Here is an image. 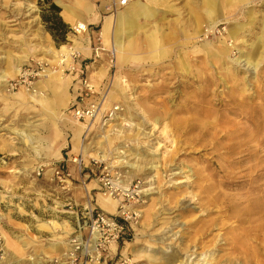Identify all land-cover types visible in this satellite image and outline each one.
<instances>
[{"label": "rangeland", "instance_id": "rangeland-1", "mask_svg": "<svg viewBox=\"0 0 264 264\" xmlns=\"http://www.w3.org/2000/svg\"><path fill=\"white\" fill-rule=\"evenodd\" d=\"M90 1L102 22L88 29L96 34L92 58L87 60L89 76L99 92L106 91L104 107L119 104L122 112L106 125L101 116L90 127L85 125L92 129L83 136L88 143L85 162L97 158L103 163L100 167L85 164L83 172L78 168L80 176L71 174V182L65 186L48 171L38 175L41 164L32 171L27 167L38 144L23 139L21 131L32 138L50 134L49 127L42 125L45 117L40 104L12 95L21 88L11 91L0 84V233L12 242L10 251L18 258L24 254L26 242L20 236L32 242L26 254L65 252L75 222L86 220L87 208L103 210L97 201L101 194L111 193L106 181L119 179L130 183L126 203L137 216L127 220L126 236L101 264H120L125 259L130 264H162L161 255L178 256L175 264H264V222L257 220L258 215L243 213L249 220L238 222L239 214L225 207L248 195L244 180L249 177L243 169L259 158L226 162L215 155L214 148L205 151L182 121L186 117L206 121L210 109L208 125L212 127L218 100L226 97L225 103L241 113L228 114L238 127L248 125L250 119L256 124L250 126L252 131L262 129L259 138H264V0H215V12L210 16L203 0H153L156 21L140 18L142 27L135 35L140 48L120 63L113 54L114 39L110 37L106 43L101 34L105 17L118 9L116 0ZM52 4L62 6L59 0H0V76L36 62L50 67V59L56 57L54 50L73 46L69 38L73 28ZM59 21L66 27L64 35ZM157 24L167 50L153 55L145 33ZM230 30L236 32L234 36ZM224 48L225 53H220ZM247 55L252 62L262 60L257 67L249 65L243 59ZM66 67L60 61L52 69L62 71L66 79L72 75L65 72ZM99 69L105 70L103 77L97 75ZM119 74L126 75L127 89L123 96L108 97ZM40 91L52 93L48 86ZM71 116L69 127L76 120ZM58 119L61 127L66 126L62 117ZM164 125L170 139L160 135ZM210 138L209 134L203 141ZM7 146H12V153L6 151ZM111 197L121 199L117 194ZM52 221L65 223L67 228L52 231L47 225Z\"/></svg>", "mask_w": 264, "mask_h": 264}, {"label": "bare ground", "instance_id": "bare-ground-1", "mask_svg": "<svg viewBox=\"0 0 264 264\" xmlns=\"http://www.w3.org/2000/svg\"><path fill=\"white\" fill-rule=\"evenodd\" d=\"M71 1L73 2V4H68L65 2L62 3V1L59 0V2L63 5L62 13L64 18L71 23L74 30L76 29V32L79 33L75 35L71 33V37L75 40L76 46L78 48L76 46L74 47L81 53H87L89 50V43L86 45L83 44L82 37L88 32L89 18L90 15L93 14L92 3H90L89 0ZM117 1L118 0H116V3ZM202 2L205 5L207 15H212L213 12H215V0H203ZM117 8L118 9L115 13L106 17L101 30V34L106 43H108L110 37L114 39L113 54L114 56H116L118 62L120 63L128 61L132 57L131 53L137 51L140 48V43L137 42L135 37L137 30L142 27L139 22L140 18L148 21V23H154L156 21L155 17L157 14L153 0H130L129 4L123 7L122 9H120L119 6H117ZM232 31L233 30H230L229 33L234 36L236 32ZM161 35L162 28L159 24L153 26L151 30H149V32L145 33V36L149 39V43L151 44L150 48L152 50L153 55L164 54L167 50L166 48H163L161 44ZM54 51L56 57H54V59H50V63L52 66L59 63L60 61H63V56L66 54V52H69V46L62 45L61 49ZM219 51L220 53H225L226 49L224 48ZM57 54H59V56H57ZM135 56L136 58L139 57V55ZM8 58L10 59L11 57L8 56ZM250 58L251 55H247L246 58L243 57L246 63H248L249 65H255L256 67L260 64L262 60L261 58L258 59L256 62H252ZM52 66L46 68L41 74V77L43 78L39 81V83H37V88H39V91L38 89H36L37 92H27L24 88H21L19 91L13 92L12 95L22 101H25L26 103L29 101V99L33 102L40 103L44 107L42 115H44L45 119L43 120L49 121L52 124H54L55 122L56 124V119H58L62 115H64L62 117L68 119V121L72 119L69 116H66L63 111L68 108V104L69 101L72 99V96L67 92L68 82L63 80V72L54 71L52 69ZM21 69L22 67L17 66L12 73L7 72L4 75H1L0 84L2 86H5V89H7L10 85V80L16 78V75L21 72ZM96 73L97 75H99V77H103L105 74V70L99 69ZM126 81V75H117L113 82L114 89L113 91H111V93L108 94V97L111 96L113 98L115 93L119 94L120 96H123L127 89ZM45 86H50L51 90L54 91L53 96L44 95L41 93L40 88H43ZM225 99L226 97H220L218 100V102L220 103V107L218 109V115L214 119L215 125L209 127L208 117H211V110L207 109V113L205 114L206 121H204L203 119L200 121L193 122L194 120L190 117L182 119V121H185L184 123L186 124L184 126V129L186 130V132H188V134L193 133L196 136V142L198 144L201 143L205 151H209V149L214 148L215 155L221 157L226 162H232L237 159L239 160V163H243L245 161L253 160L257 157L259 158V161L257 163L250 165L246 169H243V171L247 172L244 176L249 177L248 179L244 180V184H247L246 186H249L248 195H243L242 197H240L237 203L232 202L234 204L233 206L226 204L225 207L227 211L233 212V214H239L236 217L238 222H241L242 220H249V218H243L242 213L244 215H258L257 220H259V222H264V147L261 148L262 144L264 143V138L263 136L262 138H259L263 134L262 129H259L257 133H254L250 126L256 124H254L250 119H248V125H245L242 128L238 127V124H236L233 119L229 117L228 114L232 113L235 116H239L241 115V113L232 108L233 106L230 107V105L225 103ZM232 100L234 99L232 98ZM104 109L107 108L104 107ZM224 110L228 111L226 112L227 114L224 113ZM214 114L215 113L212 112V115ZM144 117L146 118L145 115ZM97 119L99 118L97 117ZM72 122L73 124H71V127L74 128V136L72 138L73 145L75 148H78L79 146L81 147L80 150L82 151L83 159L87 162L88 148H82V145H80L84 124L80 123L77 119ZM152 125L153 129H155V127L157 126L155 122H153ZM168 133L169 130H167V126L164 125L160 129V135H163L164 137L170 139ZM20 134L22 135L23 139H27L29 142H32L33 140H35L36 143L42 142L39 138H32L31 135L28 134L25 130L21 131ZM209 134L211 138L206 142L203 141L206 140V136ZM104 137H107V135L103 136V138ZM171 142L174 143L175 141L172 140ZM64 143L65 141L63 142V144ZM61 147L62 145H60L59 148L55 150V152L53 151L52 158H61ZM34 148L36 152L40 151L37 146H34ZM98 158L104 159L106 158V156H99ZM119 158L125 160V158L120 157V155ZM50 161L51 158L47 159L44 164L50 166ZM114 184L119 187H122L123 190H128L130 186V183H123V181H120L119 179H116ZM143 191L145 190H142V192ZM215 197L216 198L214 199H217V196ZM99 203L107 212L117 213L118 207L120 204H122V201L121 199H115L111 197L110 193H106L101 194L99 196ZM236 206L240 207L241 209L237 210L238 208ZM250 222H252L251 219ZM47 223L50 224L47 225L51 227L52 231H56L59 226H61L62 229L63 227L67 228V225H63L65 223L59 224L55 221ZM42 225L45 224L43 223ZM2 233L4 234V232ZM245 234L249 237V234L247 232H245ZM56 236L58 237V235ZM56 236L54 238H57ZM18 238L22 242H26L23 247V250L25 249L24 254L22 256H20L21 254H19V258L17 254L10 251V248L13 247L12 242L9 240V238L5 237L6 250L8 253L6 264H20V261L24 260L26 261L25 264H27V257L29 254L26 253L30 250V245H32V242L29 240V238L26 241L21 239L20 236ZM53 245L55 244L53 243ZM37 246H39V244ZM65 246L66 250H68V248H71L68 242L65 243ZM113 248L115 249L116 245H113ZM160 258L162 259V264H175L179 259L178 256L173 255H161ZM94 264L101 263L95 261Z\"/></svg>", "mask_w": 264, "mask_h": 264}, {"label": "built area", "instance_id": "built-area-1", "mask_svg": "<svg viewBox=\"0 0 264 264\" xmlns=\"http://www.w3.org/2000/svg\"><path fill=\"white\" fill-rule=\"evenodd\" d=\"M129 1L118 0L116 5L125 6ZM75 31L77 30L75 29ZM66 54L63 56V62L67 65L65 72L74 74L78 70L77 65L82 53L72 46L69 47V52H66ZM46 68H48V65L45 62H36L24 66L17 77L10 80L8 89L15 91L24 88L27 91H36V83ZM80 77L82 90L77 98L80 105L73 113L75 119L88 127L98 116H101L103 125L115 120L122 112L121 106L116 104L109 109H104L106 91L99 92L88 74ZM72 162L77 164L79 170L83 172V167L86 164L83 156L73 157ZM102 163V160L97 158L89 160V164H98L99 167ZM52 166L53 176L64 183L65 186L68 182H71V173L65 169L63 164H53ZM42 172H44V169L39 168L37 174L40 175ZM106 187L110 190L111 196L114 194L121 195L122 204L119 205L117 214H110L97 208H87L86 220L81 222L79 219L78 222H75L74 230L67 238L71 248L65 249V252H60L56 255L31 251L27 257V264H78L79 259L80 264H94L95 261L101 263L105 256L108 258V256L112 255L113 245H117L123 240L129 230L127 220L133 218V215L137 216V212L131 213L126 203L130 195L128 190H123L122 187L115 185L110 180L106 181ZM7 257L6 240L0 233V264H6ZM120 264H130V261L125 259Z\"/></svg>", "mask_w": 264, "mask_h": 264}, {"label": "crops", "instance_id": "crops-1", "mask_svg": "<svg viewBox=\"0 0 264 264\" xmlns=\"http://www.w3.org/2000/svg\"><path fill=\"white\" fill-rule=\"evenodd\" d=\"M90 1V0H89ZM60 3V2H59ZM64 3V1L62 2ZM65 3H71L73 4V2L71 1H67ZM90 3H92L90 1ZM61 4V3H60ZM129 4V3H128ZM127 4V5H128ZM58 5V4H57ZM62 5V4H61ZM60 7V5H58ZM126 6V5H125ZM125 6H119L120 9H122L123 7ZM92 15H90V18H89V24H88V29H89V26L90 25H96L97 23L99 22H102L101 18L99 17V15L97 14V12L95 11L94 9V5L92 3ZM60 14L61 16L64 18L63 16V5L60 7ZM85 15V14H84ZM86 16V15H85ZM107 17V16H106ZM105 17V19H106ZM105 19L103 21V24L105 22ZM64 20L66 21V23L69 25V26H72L71 23L69 21H67L65 18ZM102 24V26H103ZM73 28V26H72ZM75 34H79L77 33L74 28H73V35ZM96 42V34H95V31H88L87 34H85L83 37H82V43L83 44H88L89 43V50L87 53H83L82 52V57L81 59L79 60L78 62V65H77V71L76 73L72 74V75H69L66 79H63L64 81H67L68 82V87H67V92L72 96V99L69 101V104H68V108L66 110H63L64 113L66 114V116H69L70 118H72L71 114L73 115L74 111L76 110L77 107H79L80 103L79 101L77 100L78 98V95L80 94L81 90H82V84H81V75H85V74H88L89 75V72L88 70L91 68V65L89 64V62L87 61L88 59H91L92 57V50H93V45L95 44ZM70 43L73 45V46H76V43H75V40L71 37L70 38ZM77 47V46H76ZM78 48V47H77ZM92 77V76H91ZM42 79V78H41ZM39 79L38 80V83L39 81L41 80ZM94 79V78H92ZM69 80H70V83H69ZM95 82V80H93ZM97 85V83H96ZM98 86V85H97ZM46 87V86H45ZM50 88V86H48ZM51 89V88H50ZM54 94V91H52L51 94H48L49 96H53ZM40 104V103H39ZM41 106V112H43V109L44 107L40 104ZM106 108V107H105ZM64 116V115H62ZM61 116V117H62ZM65 121V125L64 127H61L58 123L59 119H56V124L54 122V124H52L51 122L48 121V124L44 123V121L42 122V125L43 126H46V127H49L50 129V134L48 135H44L42 134V136H37L36 138H39L42 142L40 143H36L38 144V148H39V152H37L36 154L34 153H31L30 155V159L35 162V164H33V162L31 161L30 164H28V168L30 169L29 171H32V168H38V166L41 164L40 168L41 167H44L45 168V171L43 172L44 174L48 171L49 172V175H52L53 174V164H56L57 163H61V162H64V166H65V169L67 171H69L71 174H73V176H76L78 174V176H80L79 172H78V167H77V164L73 163L71 161V157L75 154H77V156H80V155H83L82 154V151L80 150L81 147L79 146L78 148H75L74 145H73V142H72V138L74 136V128L69 127V121L68 119L62 117ZM82 123V122H80ZM84 124V123H83ZM83 132H82V136H81V144L82 145V148H87V144L84 139H83V136L88 134L90 135V133L92 132V129L91 130H87L85 124L83 126ZM88 135V136H89ZM53 137H56L57 140L56 141H53L54 139H52ZM53 141V142H52ZM65 141V143L63 144V142ZM54 143V144H53ZM62 145L61 149H60V153H61V158H52L53 156V151L55 152V150L57 148H59V146ZM7 152L9 153H12V149L11 147L9 148V146H7ZM71 148V149H70ZM69 149V150H68ZM68 152H67V151ZM73 152V153H72ZM72 154V155H70ZM51 158V163H50V166H43L45 165V161L47 159H50ZM55 162V163H54ZM89 163V162H88ZM36 164H38L36 166ZM86 165H88L87 167H89V164L86 163ZM91 171H93V168H91ZM27 171V173L29 172ZM89 171V172H91ZM78 172V173H77ZM97 204L98 206H100L104 211H106L102 206L101 204L99 203V199L97 201ZM107 212V211H106ZM109 213V212H107ZM110 214H113V213H110ZM74 229H72V231L70 230V234L71 232H73ZM114 250V248H113Z\"/></svg>", "mask_w": 264, "mask_h": 264}, {"label": "trees", "instance_id": "trees-1", "mask_svg": "<svg viewBox=\"0 0 264 264\" xmlns=\"http://www.w3.org/2000/svg\"><path fill=\"white\" fill-rule=\"evenodd\" d=\"M51 7H52L53 10H55V11H57V12L60 11L59 6H57L56 4H52ZM59 22H60V21H59ZM60 25H61V27H62V34L64 35V34L67 32L66 27H65V25H64L62 22H60Z\"/></svg>", "mask_w": 264, "mask_h": 264}]
</instances>
